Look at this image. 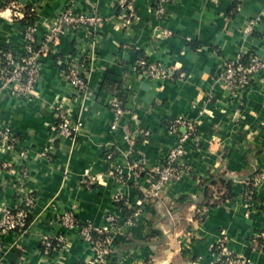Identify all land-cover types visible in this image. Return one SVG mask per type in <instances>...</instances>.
I'll list each match as a JSON object with an SVG mask.
<instances>
[{"label": "crops", "instance_id": "0c3cea01", "mask_svg": "<svg viewBox=\"0 0 264 264\" xmlns=\"http://www.w3.org/2000/svg\"><path fill=\"white\" fill-rule=\"evenodd\" d=\"M69 9L104 21L66 33L42 57L40 99L20 101L0 83V124L11 126L19 141L16 150L0 146V219L5 209L16 212L26 195L36 198L25 233L2 236L0 264L90 262L89 244L60 224L68 212L96 229L108 227L109 215L117 218L114 264H212L221 245L264 264V181L252 207L244 198L249 176L264 174V72L236 99L219 81L225 62L264 59V0H173L163 19L154 0H136L127 11L117 0H0V50L23 54L27 18H34L40 42ZM80 53L91 57L83 97L62 77L66 58ZM138 59L161 64L172 76L158 81L134 71ZM113 101L125 113L117 130L111 129ZM62 107L81 124L75 138L57 139L51 130ZM179 116L197 127L185 143L189 172L151 197L149 174L175 146L178 138L167 126ZM22 150L25 159L18 156ZM118 167L123 183L114 175ZM211 175L232 178L235 197L201 209V181ZM183 197L189 200L179 202Z\"/></svg>", "mask_w": 264, "mask_h": 264}, {"label": "built area", "instance_id": "2783aa9c", "mask_svg": "<svg viewBox=\"0 0 264 264\" xmlns=\"http://www.w3.org/2000/svg\"><path fill=\"white\" fill-rule=\"evenodd\" d=\"M136 0H117V6L122 11H127ZM173 0H154V12L158 19H163L166 14V7ZM104 19L96 13L84 14L77 13L69 9L62 12L55 25L45 33L43 39L39 42L36 37L35 26H27L24 29L25 52L16 54L12 50H0V83L3 88L11 91V94L20 101L27 103H36L40 97L37 94V84L41 78L42 68L41 59L51 53V47L57 46L62 41L66 33L80 29L87 25H97ZM260 18L252 20L245 27V32H250L259 22ZM165 34H168L167 32ZM91 57L84 54H72L68 56L64 62L65 67L62 73L63 80L67 82L74 90L78 97L85 96L89 91L88 68L89 59ZM134 71L143 72L150 78L162 81L169 79L172 75L163 65L150 62L146 59H138L134 66ZM264 72V59L258 56H249L245 62L242 58L234 61L225 62L219 74V81L232 99L238 98L253 84L258 75ZM113 112V120L111 124L112 130H117L122 119L125 116L124 110L118 101L111 104ZM81 124L74 123L71 120V113L66 107L58 110V121L51 126V130L57 133L56 138H75L79 133ZM170 136H177L178 140L172 147L166 158L156 165L150 172L153 184L149 195L158 197L164 188L169 184L178 182L186 173L189 167L184 161L186 155L185 143L192 138L196 132V125L182 117L173 118L168 126ZM197 140V139H196ZM18 137L12 131L11 126H3L0 124V146L16 150L18 146ZM199 150V143L196 144ZM43 156L50 158L48 152H43ZM20 159H25L26 153L22 150L18 152ZM109 159L112 155L108 156ZM114 175L119 182H124V173L118 167L114 170ZM264 181V174L257 173L249 187L245 191L244 198L253 206L256 198V187ZM124 201L120 196L116 198V202ZM127 203V202H126ZM36 205V198L33 195H26L22 201L21 207L13 212L5 209L0 219V259L4 252L2 244V236L14 232L24 234L27 230L28 216L31 209ZM108 227L104 229H96L92 226H84L79 223L78 218L72 212L65 213L59 219L60 224L67 230H76L81 238L89 244L93 250V258L86 264H111L109 256L113 253L114 242L120 233L118 220L115 216L107 217ZM128 225H132V221H127ZM96 231L101 239H95L92 232ZM264 239V233L260 235ZM58 241L65 242L66 239L61 236ZM42 244L48 251L52 247L51 241L43 238ZM212 264H251L247 257L238 256L230 252L226 246L222 245L219 252L213 254Z\"/></svg>", "mask_w": 264, "mask_h": 264}, {"label": "trees", "instance_id": "16d2710c", "mask_svg": "<svg viewBox=\"0 0 264 264\" xmlns=\"http://www.w3.org/2000/svg\"><path fill=\"white\" fill-rule=\"evenodd\" d=\"M25 25H26V27L27 26H33L34 25V18H32V17L27 18ZM244 61L246 62L247 60H244ZM170 120H172V119H169L168 123L170 122ZM257 173L258 172L249 176L248 187H249L250 183L252 182L254 176ZM232 185H233V179L228 178L225 175H216V176L211 175V176H209V178L202 180L201 181V187L203 190V196L198 203L199 208L202 209L204 207H216V206L226 202L227 200H230L233 197H235V194L232 191ZM186 200H189V198L183 197L179 200V202H184ZM118 206L125 212L127 217H130L133 214V211L129 208V205L125 201L119 202ZM30 222H31V214H29V216H28L27 228H28V225L30 224ZM79 223H80V221H79ZM81 225H83V224H81ZM84 226H86V225H84ZM92 234L95 237V239H97V240L102 238V236L101 235L99 236L98 233L94 230H93ZM263 241H264V239L262 240V242ZM221 246L215 247L214 251L219 252ZM109 259L111 260V264H114L116 262L117 255H116V252H114V250H113V253L109 256Z\"/></svg>", "mask_w": 264, "mask_h": 264}]
</instances>
